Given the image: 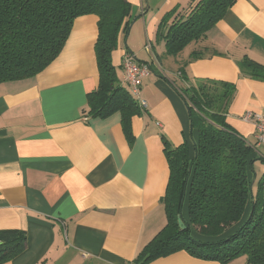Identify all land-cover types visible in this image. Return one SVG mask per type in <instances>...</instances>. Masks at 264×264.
Returning <instances> with one entry per match:
<instances>
[{"label": "crops", "instance_id": "0c3cea01", "mask_svg": "<svg viewBox=\"0 0 264 264\" xmlns=\"http://www.w3.org/2000/svg\"><path fill=\"white\" fill-rule=\"evenodd\" d=\"M126 1L133 23L127 36L119 34L112 65L129 92L124 57L149 69L138 97L147 107L132 118V140L118 113L105 119L84 113L99 80L95 15L75 20L60 54L41 73L0 84V230L27 236L24 252L6 264H135L167 222L163 142L176 148L190 140L188 110L177 92L186 84L232 86L226 122L256 144L252 125L240 118L248 111L264 116V81L240 65L248 58L264 66V0H237L202 41L176 57L165 54L158 27L190 0ZM199 51L203 57L190 60ZM261 147L253 157L264 161ZM149 264L220 263L180 251Z\"/></svg>", "mask_w": 264, "mask_h": 264}, {"label": "trees", "instance_id": "16d2710c", "mask_svg": "<svg viewBox=\"0 0 264 264\" xmlns=\"http://www.w3.org/2000/svg\"><path fill=\"white\" fill-rule=\"evenodd\" d=\"M236 1L190 0L170 22L162 20L158 39L165 54L176 57L202 41ZM84 15L98 18L99 70L84 113L99 119L118 113L132 140V118L141 110L120 85L111 61L119 34L127 36L132 24V5L126 0H0V84L30 79L46 69L60 54L75 20ZM202 57L194 52L190 60ZM240 69L264 81V66L245 58ZM186 85L176 91L188 110L190 140L176 148L163 142L169 177L161 202L167 222L135 264L180 251L220 264L238 257L246 264H264V176L256 183L253 164L263 159L254 158L256 145L226 122L233 87L209 81ZM26 243L25 231L0 230V264L24 252Z\"/></svg>", "mask_w": 264, "mask_h": 264}, {"label": "built area", "instance_id": "2783aa9c", "mask_svg": "<svg viewBox=\"0 0 264 264\" xmlns=\"http://www.w3.org/2000/svg\"><path fill=\"white\" fill-rule=\"evenodd\" d=\"M144 49L149 52L150 45L147 43ZM149 74L146 66L138 64L134 57L126 55L122 62V82L130 88V93L136 98L140 110H145L146 102L139 99V91L142 80ZM241 121L253 127V137L256 145L264 146V116L255 112H245L241 116Z\"/></svg>", "mask_w": 264, "mask_h": 264}, {"label": "rangeland", "instance_id": "374dc122", "mask_svg": "<svg viewBox=\"0 0 264 264\" xmlns=\"http://www.w3.org/2000/svg\"><path fill=\"white\" fill-rule=\"evenodd\" d=\"M173 17V16H172ZM172 19V18H171ZM170 19V20H171ZM133 23V22H132ZM189 92V91H188ZM250 143H253L254 141H253V139L252 138H250L249 140H248ZM256 145V144H255ZM258 146H260V145H258ZM258 149V148H257ZM259 152L260 153H262V154H264V146H262L260 149H259ZM253 164H254V169H255V171H256V173H257V181H256V183L264 176V161H260V160H256V161H254L253 162ZM255 165H256V167H255ZM261 168V171H259V169L258 168ZM255 186H256V184H255ZM255 188V187H254Z\"/></svg>", "mask_w": 264, "mask_h": 264}, {"label": "water", "instance_id": "95a60500", "mask_svg": "<svg viewBox=\"0 0 264 264\" xmlns=\"http://www.w3.org/2000/svg\"><path fill=\"white\" fill-rule=\"evenodd\" d=\"M139 17H142V14H141L140 16L136 17L134 20L138 19ZM178 226H179L182 230L185 229V226H184V224L182 223L181 220L178 221Z\"/></svg>", "mask_w": 264, "mask_h": 264}]
</instances>
